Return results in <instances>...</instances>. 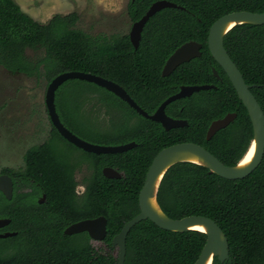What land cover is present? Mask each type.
<instances>
[{
  "label": "trees",
  "instance_id": "trees-1",
  "mask_svg": "<svg viewBox=\"0 0 264 264\" xmlns=\"http://www.w3.org/2000/svg\"><path fill=\"white\" fill-rule=\"evenodd\" d=\"M156 1L160 0H129V19L140 20ZM165 1L179 8L154 14L145 24L135 50L127 35L106 38L75 29V13L55 15L42 24L24 13L14 0H0V67L10 74L42 76L47 85L65 72L93 74L125 89L148 114L181 85H217L216 89L200 92L197 101L190 104L189 113L179 111L186 106L184 100L169 104L167 115L186 118L189 126L165 131L104 89L85 81H66L103 90L108 96L99 102L107 114L117 111L135 116L138 124L130 129L120 126L117 133L108 132L100 138L90 128L77 127L79 120L73 116L77 117L89 97L77 89L69 104L61 94L58 97L60 119L67 128L93 143L134 141L137 146L121 154L85 153L95 171L83 194L77 196L72 167L67 162L73 146L52 127L45 143L26 151L23 169L1 173L11 177L14 185L11 200L0 193V218L10 220L4 231L15 236L0 239V264H117L112 254L93 255L86 233L67 236L64 230L82 220L104 217L105 242L111 244L138 214V195L148 167L154 156L168 146L200 144L225 166H235L243 157L253 139L251 122L225 73L214 62L207 48V35L212 23L226 14L263 13L264 0ZM189 41L202 45L201 56L162 77L165 60ZM223 45L245 83L253 85L251 92L264 113V25H236L224 36ZM26 50L42 53L29 60ZM211 66L217 69L219 81L211 76ZM228 113H235L236 119L206 141L211 121ZM105 165L119 167L123 176L105 178L101 173ZM19 179L28 184L16 186ZM22 187L31 191L23 193ZM41 194L45 202L39 205L35 200ZM156 198L171 219L204 216L220 227L227 239L228 259L222 263L214 257L212 264H264V154L260 165L240 180L223 179L196 164L177 163L164 174ZM24 211L28 222L25 229ZM205 242L206 235L198 231L168 232L149 220L141 221L126 237L124 264H194Z\"/></svg>",
  "mask_w": 264,
  "mask_h": 264
},
{
  "label": "water",
  "instance_id": "water-1",
  "mask_svg": "<svg viewBox=\"0 0 264 264\" xmlns=\"http://www.w3.org/2000/svg\"><path fill=\"white\" fill-rule=\"evenodd\" d=\"M166 8L179 7L176 4L165 0L156 1L148 8L140 20L133 23L129 33V39L134 49H137L139 46L141 32L147 21L154 14ZM230 24L233 25L228 28ZM241 24L264 25V12L251 13L247 11H240L229 13L220 17L212 23L208 30L207 47L212 58L227 76L237 94L238 99L247 111L253 130V139L250 145L243 157L235 166H225L203 147L194 143L174 144L159 151L151 161L145 175L144 183L139 191L138 214L129 220L122 227L121 231L112 239V244L116 245L118 250V264H124L126 254V237L130 229L139 222L145 220H149L161 230L176 233L195 231L192 227L203 226L205 231L201 233L206 235V242L194 264H206L209 260L212 264L214 257H217L220 262H224L228 259L227 239L223 231L213 220L204 216L196 215L180 219H171L167 217L159 207L156 196L164 174L171 166L177 163L188 162L196 164L198 166L205 167L208 169L209 173H214L223 179L240 180L249 176L262 161L264 154V113L254 95L250 92V87L245 83L241 72L231 60L223 45L224 36L233 27ZM200 49L201 45L194 41L187 42L178 47L167 59L162 70V76H168L180 64L200 57ZM69 80L85 81L105 89L126 102L132 109L144 118L160 123V125L166 130L186 125L185 121L171 119L165 114L164 109L169 103L177 99L190 96L193 92L208 90L211 88L206 85L181 87L177 94L167 98L152 115H148L138 105H136V103L128 96L122 87L109 80L83 72H65L59 74L49 82L45 93V107L49 121L52 127L64 140L73 146L92 154L122 153L132 149L135 144L128 143L119 146L96 145L81 140L71 133L61 123L55 106L56 91L63 83ZM235 117V114H227L224 118L213 121L206 132V140H210L216 132L227 127L235 119ZM253 142L255 143V149L251 161L246 166L240 167L239 165L241 161L249 152ZM191 155L196 156L200 163H194L187 160V158ZM102 174L104 177L109 179L120 178V174L111 168H104ZM0 193H2L7 200H11L13 185L11 178L6 174L0 175ZM150 199L155 200L158 208L157 211L152 209L150 206ZM9 223V219L0 218V229L4 228ZM106 225V219L104 217H98L95 219L76 222L68 226L63 233L67 236L87 233L91 240L101 241L106 236ZM13 236H15V233L5 232L0 234V239H6Z\"/></svg>",
  "mask_w": 264,
  "mask_h": 264
},
{
  "label": "rangeland",
  "instance_id": "rangeland-1",
  "mask_svg": "<svg viewBox=\"0 0 264 264\" xmlns=\"http://www.w3.org/2000/svg\"><path fill=\"white\" fill-rule=\"evenodd\" d=\"M19 1L28 10L37 9L39 18L45 20L44 24L55 15L75 13L78 21L74 28L90 36L110 38L124 35L129 33L132 26L127 14L129 0H14L17 5ZM21 4L18 5L20 8ZM41 53L26 50L25 55L29 60H34ZM47 86V81L42 76L29 78L10 74L0 67V175L3 170L23 169L25 151L41 144L49 136L52 126L45 107ZM77 89L84 91L86 97L89 96L77 117L90 120L88 127L99 138L111 132L112 124L109 128L107 123L109 116L97 102L108 95L95 86L75 82L62 84L55 93L59 119V94L69 104ZM94 121L97 127L94 126ZM82 191L83 189L78 188L80 194ZM91 243L95 246L94 242Z\"/></svg>",
  "mask_w": 264,
  "mask_h": 264
},
{
  "label": "flooded vegetation",
  "instance_id": "flooded-vegetation-1",
  "mask_svg": "<svg viewBox=\"0 0 264 264\" xmlns=\"http://www.w3.org/2000/svg\"><path fill=\"white\" fill-rule=\"evenodd\" d=\"M131 21V20H130ZM132 22V21H131ZM133 23L134 22H132V25H133ZM145 26V25H144ZM132 27V26H131ZM143 29H144V27H143ZM143 29H142V31H143ZM131 30V29H130ZM129 33H130V31H129ZM129 33L128 34H124V35H127L128 36V38H129ZM141 34H142V32H141ZM124 35H118V36H124ZM141 39V38H140ZM129 41H130V39H129ZM190 42V41H189ZM131 43V42H130ZM139 43H140V41H139ZM197 43V42H196ZM198 44H200V43H198ZM132 45V44H131ZM201 45V44H200ZM133 46V45H132ZM201 47H202V45H201ZM134 48V47H133ZM208 48V47H207ZM136 50V49H135ZM201 50V49H200ZM171 55V54H170ZM170 55L168 56V58L170 57ZM200 56H201V52H200ZM167 58V59H168ZM197 58H199V57H197ZM167 59L165 60V62H164V64H163V66H162V68H161V70H160V75L162 76V70H163V67H164V65H165V63H166V61H167ZM194 59H196V58H194ZM194 59H191L190 61H192V60H194ZM214 60V59H213ZM190 61H188V62H190ZM188 62H185V63H188ZM215 62V61H214ZM185 63H183V64H185ZM216 63V62H215ZM217 64V63H216ZM235 64V63H234ZM182 64H180L179 66H181ZM218 65V64H217ZM236 65V64H235ZM178 66V67H179ZM219 66V65H218ZM178 67H176V68H178ZM220 67V66H219ZM237 67V66H236ZM175 68V69H176ZM238 68V67H237ZM174 69V70H175ZM173 70V71H174ZM172 71V72H173ZM223 71V70H222ZM240 71V70H239ZM171 72V73H172ZM210 72H211V76L215 79V80H220V76H219V73H218V71H217V69L216 68H214L213 66H211L210 67ZM171 73L169 74V75H171ZM168 75V76H169ZM162 77H167V76H162ZM227 77V76H226ZM231 84V83H230ZM204 85H206V86H210L211 88L210 89H208V90H212V89H216L217 88V85L216 84H204ZM248 85V84H247ZM190 86H203V85H201V84H193V85H181V86H179V88H178V91L176 92V93H174V94H172V95H170V96H168L167 98H169V97H171V96H173V95H175V94H177L179 91H180V89H181V87H190ZM232 86V85H231ZM249 87H250V92H251V88L253 87V85H248ZM233 88V87H232ZM105 90V89H104ZM125 90V89H124ZM106 91V90H105ZM202 91H206V90H202ZM202 91H198V92H193L190 96H187V97H184V98H181V99H177V100H184V101H186V106H185V108H184V106H182L180 109H179V111H182L183 110V112L184 111H186L187 113H189L190 111H189V106H190V104L191 103H193V102H195V101H197V99H198V97H199V94H200V92H202ZM108 92V91H107ZM126 92V91H125ZM110 93V92H109ZM127 93V92H126ZM236 93V92H235ZM252 93V92H251ZM112 94V93H111ZM128 94V93H127ZM237 95V94H236ZM115 96V95H114ZM128 96L134 101V99L128 94ZM116 97V96H115ZM118 98V97H117ZM166 98V99H167ZM120 101H122V102H124L123 100H121L120 98H118ZM165 99V100H166ZM256 99V98H255ZM165 100H163L160 104H159V106L165 101ZM176 101V100H175ZM135 102V101H134ZM174 102V101H173ZM129 108H131L126 102H124ZM136 103V102H135ZM172 103V102H171ZM171 103H169V104H171ZM98 104L101 106V103L98 101ZM168 104V105H169ZM259 104V103H258ZM136 105H138L137 103H136ZM167 105V106H168ZM158 106V107H159ZM166 106V107H167ZM158 107L156 108V110L158 109ZM166 107H165V109H164V111H165V114L167 115V113H166ZM105 108V107H104ZM132 109V108H131ZM134 110V109H133ZM143 110V109H142ZM155 110V111H156ZM135 111V110H134ZM144 111V110H143ZM154 111V112H155ZM136 112V111H135ZM145 112V111H144ZM153 112V113H154ZM105 113H106V109H105ZM137 113V112H136ZM145 113H147V112H145ZM152 113V114H153ZM138 114V113H137ZM148 114V113H147ZM152 114H148V115H152ZM228 114H235V113H228ZM138 115H140V114H138ZM227 115V114H226ZM225 115V116H226ZM236 115V114H235ZM108 116H109V119H108V121H107V123H108V127L109 128H111V124H112V131L111 132H115V133H117V131H116V129L117 128H119L120 126L122 127V126H124V128L126 129H130V128H135L136 126H138V124H137V118L135 117V116H132V117H130V116H127V115H124V114H122V113H119V112H114V113H110V114H108ZM141 116V115H140ZM169 118H171V119H174V120H183V121H185L186 122V125H184L183 127H179V128H174V129H180V128H186V127H188L189 126V122H188V120L186 119V118H173V117H171V116H169V115H167ZM224 116V117H225ZM143 117V116H142ZM224 117H222V118H224ZM249 117V116H248ZM73 118H77L78 120H79V123H80V125L78 126V125H76L77 127H81L82 129H87V128H89L88 126H89V121L88 120H84V117H82V118H79V117H75V116H73ZM144 118V117H143ZM222 118H219V119H222ZM82 119V120H81ZM146 119V118H145ZM219 119H216V120H219ZM235 119H236V117H235ZM234 119V120H235ZM147 120H149V119H147ZM233 120V121H234ZM250 120V119H249ZM213 121H215V120H213ZM213 121H211V123L213 122ZM232 121V122H233ZM93 122V121H92ZM231 122V123H232ZM156 123V122H155ZM210 123V124H211ZM230 123V124H231ZM94 124H95V121H94ZM159 125H160V123H158ZM210 124H209V126H210ZM229 124V125H230ZM228 125V126H229ZM52 126V125H51ZM94 126H96L97 127V125L95 124ZM161 126V125H160ZM209 126H208V128H209ZM227 126V127H228ZM66 127V126H65ZM162 127V126H161ZM227 127H225V128H227ZM67 128V127H66ZM123 128V129H124ZM163 128V127H162ZM208 128H207V130H208ZM224 128V129H225ZM71 133H73L69 128H67ZM120 129V128H119ZM164 129V128H163ZM174 129H168V130H166V129H164L165 131H171V130H174ZM207 130H206V132H207ZM221 130H223V129H221ZM220 131V130H219ZM218 131V132H219ZM111 132H109V133H111ZM218 132H216L212 137H214ZM81 133L83 134V131H81ZM75 136H77L78 138H80L81 140H84V141H86V142H88V143H91V144H96V145H102V146H119V145H124V144H128V143H134L135 144V146L133 147V148H136V146H137V143L136 142H134V141H129V142H123V143H117V144H112V145H108V144H98V143H93V142H90L89 140H87V139H84L82 136H80V135H77V134H75V133H73ZM49 137V136H48ZM48 137H47V139H48ZM211 137V138H212ZM210 138V139H211ZM47 139L44 141V142H42L41 144H39V145H42L43 143H45L46 141H47ZM205 140H206V133H205ZM206 141H209V140H206ZM252 141V140H251ZM186 143V142H185ZM251 143V142H250ZM177 144H179V143H177ZM72 145V144H71ZM196 145H199V146H201V147H203L202 145H200V144H196ZM250 145V144H249ZM35 146H38V145H35ZM73 146V145H72ZM172 146V145H171ZM33 147V146H32ZM169 147V146H168ZM132 148V149H133ZM29 149V148H28ZM27 149V150H28ZM132 149H129V150H127V151H130V150H132ZM26 150V151H27ZM162 150V149H161ZM160 150V151H161ZM206 150V149H205ZM26 151H25V153H26ZM127 151H125V152H127ZM24 153V154H25ZM85 153H88V152H85V151H83L82 149H79V148H77V147H75V146H73V148H71L70 149V156L67 158V162L69 163V166L70 167H72V177H73V180H74V182H75V193H76V195L77 196H81L82 194H83V192L85 191V186H86V184L89 182V180H90V178L93 176V174H94V167H93V165L91 164V160H90V158H88V157H86L85 156ZM122 153H124V152H122ZM89 154H92V153H89ZM117 154H121V153H117ZM95 155H99V154H95ZM156 156V155H155ZM154 156V157H155ZM24 157V156H23ZM153 160V159H152ZM151 164V163H150ZM150 166V165H149ZM23 167H24V160H23ZM104 168H111V169H114L115 171H117L119 174H120V178L123 176V171H120L119 170V167H112V166H103L102 168H101V173H102V171H103V169ZM17 171H20V170H17ZM16 171V172H17ZM15 172V171H14ZM103 175V174H102ZM11 178V177H10ZM106 178V177H105ZM17 179V178H16ZM109 179V178H108ZM119 179V178H118ZM12 180V179H11ZM32 182V181H31ZM24 184H28V183H25L23 180H21V179H19V180H16V186H22V185H24ZM30 184V183H29ZM12 185H14L13 184V180H12ZM78 188H81V189H83V191L81 192V194L78 192ZM20 191L21 192H23V193H27V192H30L31 191V189L30 188H26V187H22L21 189H20ZM13 194V193H12ZM36 203L37 204H39V205H41V204H43L44 202H45V195H43V194H41L40 196H38L37 198H36ZM26 211H24L23 212V217H22V225H23V228L25 229V228H27V226H28V222H27V218H26ZM9 225V224H8ZM7 225V226H8ZM32 225V224H31ZM7 226H5L4 228H6ZM4 228H1L0 229V234H2V233H5L6 231H4ZM107 232V231H106ZM80 234H82V233H80ZM87 234V233H86ZM89 237V236H88ZM106 237V236H105ZM91 242H94V244H95V246L91 243ZM88 245L90 246V248L92 249V254L93 255H103V256H105L106 254H112L114 257H116L117 258V264H118V250H117V246L116 245H113L112 244V242H111V244H108L107 242H105V238L103 239V240H101V241H94V240H91L90 238H89V242H88ZM103 250V251H102ZM113 250H115V253L113 254ZM106 251H108V252H106ZM226 261V260H225ZM223 263V262H222Z\"/></svg>",
  "mask_w": 264,
  "mask_h": 264
},
{
  "label": "bare ground",
  "instance_id": "bare-ground-1",
  "mask_svg": "<svg viewBox=\"0 0 264 264\" xmlns=\"http://www.w3.org/2000/svg\"><path fill=\"white\" fill-rule=\"evenodd\" d=\"M232 25L233 24H230L228 26V28L231 27ZM254 149H255V143L253 142L251 147H250L249 152L246 154V156L241 161V163L239 165L240 167H243V166H246L247 164H249V162L251 161V159L253 157ZM187 160H189L191 162H194V163H200L199 159L196 156H192V155L189 156L187 158ZM150 206L152 207V209H154L156 211L158 210L154 199H150ZM192 229L195 230V231H200V232H204L205 231L203 226H194V227H192ZM206 264H211L210 260Z\"/></svg>",
  "mask_w": 264,
  "mask_h": 264
},
{
  "label": "crops",
  "instance_id": "crops-1",
  "mask_svg": "<svg viewBox=\"0 0 264 264\" xmlns=\"http://www.w3.org/2000/svg\"><path fill=\"white\" fill-rule=\"evenodd\" d=\"M18 3L21 4L22 2L19 1ZM21 5H22L21 10L24 13H26L27 15H29L33 20H35L38 23H42V24L45 23V20H41V18H39V12L37 11V9H29L30 10L29 11L23 4H21ZM36 11H37V13H36Z\"/></svg>",
  "mask_w": 264,
  "mask_h": 264
}]
</instances>
